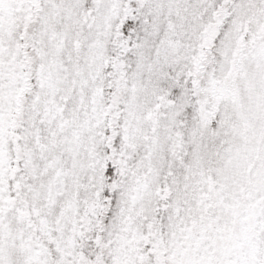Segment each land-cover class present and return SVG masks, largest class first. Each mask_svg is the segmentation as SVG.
Wrapping results in <instances>:
<instances>
[{
    "label": "snow or ice",
    "instance_id": "obj_1",
    "mask_svg": "<svg viewBox=\"0 0 264 264\" xmlns=\"http://www.w3.org/2000/svg\"><path fill=\"white\" fill-rule=\"evenodd\" d=\"M0 264H264V0H0Z\"/></svg>",
    "mask_w": 264,
    "mask_h": 264
}]
</instances>
